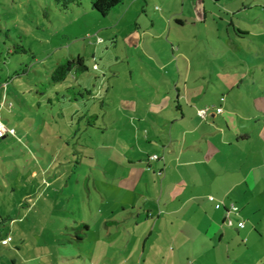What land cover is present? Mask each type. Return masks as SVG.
Returning <instances> with one entry per match:
<instances>
[{"label": "crops", "instance_id": "1", "mask_svg": "<svg viewBox=\"0 0 264 264\" xmlns=\"http://www.w3.org/2000/svg\"><path fill=\"white\" fill-rule=\"evenodd\" d=\"M151 4L113 9L105 31L119 54L86 63L81 76L94 85L71 88L83 97L65 89L48 100L58 150L41 197L74 200L82 217L71 229L86 230L69 241L103 240L100 264H119L134 247L126 264H237L264 242V0ZM6 100L0 123L14 129L2 117L13 108Z\"/></svg>", "mask_w": 264, "mask_h": 264}, {"label": "rangeland", "instance_id": "2", "mask_svg": "<svg viewBox=\"0 0 264 264\" xmlns=\"http://www.w3.org/2000/svg\"><path fill=\"white\" fill-rule=\"evenodd\" d=\"M152 2L153 8L161 6V0ZM111 16L94 13L90 0H81V7L66 12H60L52 0H0V102L5 103L6 97V103L13 105L12 109L2 107V117L7 116L16 131L14 138L0 142V239L4 242L0 243V264H100L105 257L107 246L93 234L79 248L70 243L72 234L82 232L71 229L80 212L74 200L62 197L60 204H54L57 199L41 197V192L52 182L47 170L52 158L48 157L55 160L58 150L53 134L57 121L52 125L57 111L48 102H56L57 93L65 89L94 85L88 74L73 73L76 80L70 74L64 82L53 84L51 73L72 55L86 54L89 67L93 61L100 64L101 55L106 60L116 58L120 49L114 48L105 31L115 21ZM141 22L150 21L142 15ZM110 75L108 71L109 79ZM100 143L101 138L93 135L91 146ZM134 249L128 256L115 254V261L126 264V258L136 254ZM239 261L264 264V242L255 243Z\"/></svg>", "mask_w": 264, "mask_h": 264}, {"label": "trees", "instance_id": "3", "mask_svg": "<svg viewBox=\"0 0 264 264\" xmlns=\"http://www.w3.org/2000/svg\"><path fill=\"white\" fill-rule=\"evenodd\" d=\"M60 12H66L69 9L81 7V0H52ZM124 0H90L91 10L101 16L107 17L109 13L119 6ZM22 49V47H20ZM23 53L25 50H23ZM86 58L83 56H70L60 61L51 73L50 79L53 84L64 82L70 74L82 75L88 72ZM1 80V76H0ZM65 94L70 95L71 100L77 97H83V94L76 95L74 89H67ZM76 95V96H75ZM78 229L86 230L85 226H79Z\"/></svg>", "mask_w": 264, "mask_h": 264}, {"label": "built area", "instance_id": "4", "mask_svg": "<svg viewBox=\"0 0 264 264\" xmlns=\"http://www.w3.org/2000/svg\"><path fill=\"white\" fill-rule=\"evenodd\" d=\"M99 41L101 42L102 39L99 38ZM94 69H96V67H94ZM9 107H12V105L9 104ZM216 112L220 113L221 109H217ZM198 114L201 118H205L207 115V110H201L198 112ZM15 135H16V132L14 129L6 128L2 123H0V139L4 138L6 136L14 137ZM150 159L151 160H157L158 156L157 155L151 156ZM211 200H212V198H211ZM230 214L238 215V209L233 205L230 206L229 210H227V215H226V219H225V224L229 227H232V226H234V223H233L232 219L229 217ZM237 226H238V228L242 229V228H244V223L239 222Z\"/></svg>", "mask_w": 264, "mask_h": 264}]
</instances>
